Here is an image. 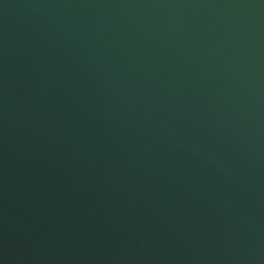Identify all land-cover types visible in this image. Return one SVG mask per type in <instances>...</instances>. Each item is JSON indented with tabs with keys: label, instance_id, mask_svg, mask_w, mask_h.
Here are the masks:
<instances>
[{
	"label": "water",
	"instance_id": "water-1",
	"mask_svg": "<svg viewBox=\"0 0 264 264\" xmlns=\"http://www.w3.org/2000/svg\"><path fill=\"white\" fill-rule=\"evenodd\" d=\"M0 264H264V0H0Z\"/></svg>",
	"mask_w": 264,
	"mask_h": 264
}]
</instances>
